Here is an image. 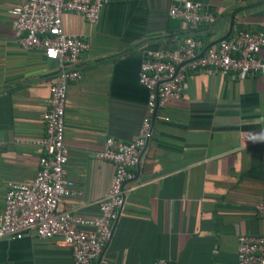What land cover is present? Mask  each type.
I'll return each instance as SVG.
<instances>
[{
  "label": "crops",
  "instance_id": "0c3cea01",
  "mask_svg": "<svg viewBox=\"0 0 264 264\" xmlns=\"http://www.w3.org/2000/svg\"><path fill=\"white\" fill-rule=\"evenodd\" d=\"M172 1L113 0L96 23L75 13L62 16L65 32L90 45L82 53L81 78L68 84L65 107L66 177L80 193L65 198L62 208L77 216H96L109 191L114 167L97 158L106 138L131 142L138 136L148 99L139 82L141 61L190 35L169 15ZM191 1L227 16L249 6L235 15L230 35L264 31V0ZM12 3L0 0V215L8 184L35 177L43 150L34 142L44 135L42 114L58 73L56 61L16 42ZM225 19L204 48L228 33ZM130 171L123 206L93 264H237L238 236H264V217L256 212L264 197V75L191 71L181 97L155 112ZM72 259L57 237L26 232L0 240V264Z\"/></svg>",
  "mask_w": 264,
  "mask_h": 264
},
{
  "label": "built area",
  "instance_id": "2783aa9c",
  "mask_svg": "<svg viewBox=\"0 0 264 264\" xmlns=\"http://www.w3.org/2000/svg\"><path fill=\"white\" fill-rule=\"evenodd\" d=\"M12 1L16 42L25 49H39L45 58L56 61L58 73L50 86L49 107L42 114L44 135L34 142L43 150L37 172L29 183L8 184L0 215V240L20 239L26 232L41 239L57 237L71 249L73 264H93L111 236L124 203L123 185L151 134L155 112L169 100L181 97L191 71L235 72L241 78L264 75V31L239 30L205 51L201 40L188 35L180 46L157 49L143 58L139 82L146 88L148 99L138 136L131 142L106 138L97 158L111 163L114 174L108 193L98 202V214L86 218L62 205L65 198L80 193L66 177L65 107L68 84L81 78L82 53L90 45L82 37L65 32L62 16L75 13L96 23L102 6L113 0ZM169 15L183 21L189 32L217 19L213 10L191 0H173ZM256 212L264 217V197L258 201ZM153 264L177 262L158 259ZM237 264H264V236H238Z\"/></svg>",
  "mask_w": 264,
  "mask_h": 264
},
{
  "label": "trees",
  "instance_id": "16d2710c",
  "mask_svg": "<svg viewBox=\"0 0 264 264\" xmlns=\"http://www.w3.org/2000/svg\"><path fill=\"white\" fill-rule=\"evenodd\" d=\"M214 13L217 17L216 22L212 25H206V24L200 25L198 29L195 30L196 33L192 35L194 38L201 40L203 46H205V44L208 41L207 37L211 36L214 29L217 26H219L223 22V20L227 17V13H217V12Z\"/></svg>",
  "mask_w": 264,
  "mask_h": 264
},
{
  "label": "water",
  "instance_id": "95a60500",
  "mask_svg": "<svg viewBox=\"0 0 264 264\" xmlns=\"http://www.w3.org/2000/svg\"><path fill=\"white\" fill-rule=\"evenodd\" d=\"M259 3H264V2H259ZM248 7H249V6H246V7H239V8H237V9L233 10V11L227 16V18L225 19V21H229V24H230V25H229L228 33H227L225 36L219 38V39H218L217 41H215L214 43H212V44L206 46V47L204 48V51L207 50L211 45L218 43L221 39H224V38L229 37L230 34H231V31H232V26H233V23H234V17H235V15H236L238 12H240L241 10H244V9H246V8H248ZM195 33H196L195 31H194V32H190V35H193V34H195Z\"/></svg>",
  "mask_w": 264,
  "mask_h": 264
}]
</instances>
